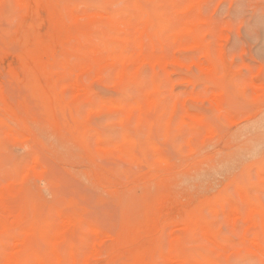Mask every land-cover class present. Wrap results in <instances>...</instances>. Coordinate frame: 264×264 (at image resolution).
<instances>
[{
	"label": "rangeland",
	"instance_id": "obj_1",
	"mask_svg": "<svg viewBox=\"0 0 264 264\" xmlns=\"http://www.w3.org/2000/svg\"><path fill=\"white\" fill-rule=\"evenodd\" d=\"M70 263L264 264V0H0V264Z\"/></svg>",
	"mask_w": 264,
	"mask_h": 264
},
{
	"label": "bare ground",
	"instance_id": "obj_2",
	"mask_svg": "<svg viewBox=\"0 0 264 264\" xmlns=\"http://www.w3.org/2000/svg\"><path fill=\"white\" fill-rule=\"evenodd\" d=\"M108 55V54H107ZM120 57V59H121V56H119ZM140 60V59H139ZM187 64H188V62H186ZM114 64V63H113ZM5 193H6V191H5ZM195 210V209H194ZM180 211V210H179ZM177 213V212H176ZM258 220V219H257ZM63 221V220H62ZM183 227V226H182ZM62 229V228H61ZM24 231V230H23ZM135 236V235H134ZM173 236H175V235H173ZM172 236V237H173ZM261 237H262V235H261ZM19 238H21V237H19ZM176 238V237H175ZM14 242V241H13ZM148 242V241H147ZM16 243V241L14 242V244ZM252 243H255V242H252ZM144 244V243H143ZM18 249V248H17ZM24 249V248H23ZM14 251V250H13ZM12 252V251H11ZM15 253H16V251H15ZM184 253V252H183ZM185 254V253H184ZM189 254V253H188ZM191 254V253H190ZM166 258V257H165ZM172 261V260H171ZM212 261V260H211ZM49 262V261H48ZM213 262V261H212ZM7 263V262H6ZM71 264V263H70ZM73 264V263H72ZM87 264V263H86ZM193 264V263H192Z\"/></svg>",
	"mask_w": 264,
	"mask_h": 264
}]
</instances>
